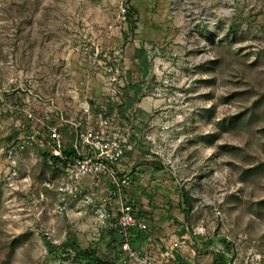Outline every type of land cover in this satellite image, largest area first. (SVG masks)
<instances>
[{"label":"rangeland","instance_id":"1","mask_svg":"<svg viewBox=\"0 0 264 264\" xmlns=\"http://www.w3.org/2000/svg\"><path fill=\"white\" fill-rule=\"evenodd\" d=\"M87 103L130 136L119 166L145 231L100 222L106 178L67 189L53 164L51 128L69 147ZM126 239L150 264H264V0H0V264H83L74 246L139 264Z\"/></svg>","mask_w":264,"mask_h":264},{"label":"built area","instance_id":"2","mask_svg":"<svg viewBox=\"0 0 264 264\" xmlns=\"http://www.w3.org/2000/svg\"><path fill=\"white\" fill-rule=\"evenodd\" d=\"M83 111L87 126L79 132L77 128L78 137L70 145L76 151V156L65 165V172L69 179L67 189L70 185L79 183L86 177L106 178L109 181V198L105 199V202L100 204L96 211L100 222L105 225L112 219L113 228L125 237L133 231H145L147 223L142 218L137 200L129 198L126 193L131 184V177L119 166V162L125 158L126 151L132 149L130 136L128 138L127 135L119 134L112 129V119L108 114V107L102 106L98 112L94 113L92 107L87 103ZM51 134L54 141L57 142L53 154L63 158V149L66 146L63 144L60 129L56 126L51 128ZM80 142L88 147V152L85 154L80 152ZM75 189L77 190V188ZM85 197L90 203H93L96 200V193H86ZM113 199L119 202L116 217H113L108 209ZM125 249L130 251V256L139 264L151 263L148 255L133 252L127 239Z\"/></svg>","mask_w":264,"mask_h":264},{"label":"trees","instance_id":"3","mask_svg":"<svg viewBox=\"0 0 264 264\" xmlns=\"http://www.w3.org/2000/svg\"><path fill=\"white\" fill-rule=\"evenodd\" d=\"M138 14V9L135 8L134 6H131L126 3V11H125V16L126 19L129 22H132L134 16ZM135 58L138 60V63L140 65V70L143 72V74H147L150 70V59L148 56V51L145 46L139 47L136 52H135ZM133 92L128 98V103L124 107L123 105H120L121 110L123 112L127 111L128 108L132 107L133 104L138 100V97L140 96V93L142 91L141 86L138 85H133L132 86ZM126 153L131 154L130 151H126ZM63 155L64 157L62 158L61 156L51 154V159L53 161V164L55 165H67V163L73 159L74 156H76V151L71 147L67 146L63 149ZM262 168V165L256 166L254 168H250L248 171H256ZM182 205L188 204L189 209L184 208L185 213L187 216L190 214V209H191V195L188 190L182 189ZM229 252H231V248H227ZM74 253L77 255L78 259L81 260L83 264H117L114 260L110 259H105L101 258L100 256H97L93 254L92 252H88L83 250L82 248L78 246H74L73 248ZM179 259H182L180 255H178ZM217 264H227L225 260V256H222L221 258L217 259Z\"/></svg>","mask_w":264,"mask_h":264}]
</instances>
